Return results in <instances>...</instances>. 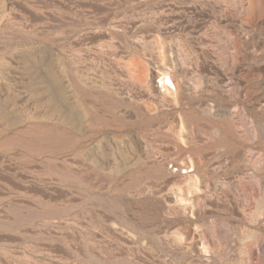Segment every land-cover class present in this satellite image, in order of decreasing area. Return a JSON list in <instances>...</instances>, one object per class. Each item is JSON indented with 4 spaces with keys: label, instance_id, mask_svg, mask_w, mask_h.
I'll return each instance as SVG.
<instances>
[{
    "label": "rangeland",
    "instance_id": "obj_1",
    "mask_svg": "<svg viewBox=\"0 0 264 264\" xmlns=\"http://www.w3.org/2000/svg\"><path fill=\"white\" fill-rule=\"evenodd\" d=\"M0 264H264V0H0Z\"/></svg>",
    "mask_w": 264,
    "mask_h": 264
},
{
    "label": "bare ground",
    "instance_id": "obj_2",
    "mask_svg": "<svg viewBox=\"0 0 264 264\" xmlns=\"http://www.w3.org/2000/svg\"><path fill=\"white\" fill-rule=\"evenodd\" d=\"M156 83H157L158 86H160V87H162V86H168V87H171V88L174 89L171 80H170L168 77H166V76H164L163 78L159 79ZM23 133H24V131H23ZM21 144H22V143H21ZM28 144H29V143H26V144L24 143V144H22V147H23L24 150H28V149H29V145H28Z\"/></svg>",
    "mask_w": 264,
    "mask_h": 264
}]
</instances>
